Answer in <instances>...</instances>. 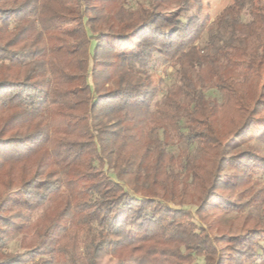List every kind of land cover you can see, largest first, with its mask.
I'll use <instances>...</instances> for the list:
<instances>
[{
  "label": "trees",
  "instance_id": "1",
  "mask_svg": "<svg viewBox=\"0 0 264 264\" xmlns=\"http://www.w3.org/2000/svg\"><path fill=\"white\" fill-rule=\"evenodd\" d=\"M129 1L0 0V264H264V0Z\"/></svg>",
  "mask_w": 264,
  "mask_h": 264
},
{
  "label": "rangeland",
  "instance_id": "2",
  "mask_svg": "<svg viewBox=\"0 0 264 264\" xmlns=\"http://www.w3.org/2000/svg\"><path fill=\"white\" fill-rule=\"evenodd\" d=\"M203 1L205 3H208V5H207L208 7H205L204 11H205V13H208L210 15V17H211L210 21H212L215 14H217L231 0H203ZM129 6L130 7H136L135 0H130ZM204 36H206V33H204ZM151 69H152L155 77L158 79L161 78L163 81L161 88H160V91L157 95V99L162 100L165 93L171 87V85L173 84V82L176 79L174 66H173L171 61L164 59L162 57H157L156 61L152 64ZM206 95L209 97H215L219 102L222 100V97H223L222 92L219 91L217 88H211V89L207 90ZM250 144H254L255 146H258L264 154V139L256 138L253 141H251ZM244 145L245 144L236 143L234 141L231 142V144H230L231 149H230L229 153L233 154L234 149L241 148ZM182 149H187L190 153H193V154L196 150L194 145H189L186 141H182V140L178 139L177 137H173L167 143V150L171 151L175 154H177ZM230 170H231V167H227L225 172H228ZM110 175L113 176L112 174H110ZM256 176L259 177L260 180L264 181V176H261L260 173H256L254 177H256ZM236 189L239 191V190H241V187L238 185ZM244 199H245V197H239V201H242ZM189 207L192 209L194 218L198 222V218H197L196 214L194 213V208H195L194 205H191ZM39 213H40V211L37 214H39ZM235 215L236 214L233 212L224 213L220 217V222L222 224L229 223V222H231L232 218L235 217ZM211 233L216 234V231L213 230ZM19 239H20V235H18V234L15 235L12 239H10L7 242V245L3 250L5 252H11V253L21 251L23 248L20 247V244H19L20 240ZM99 263L100 264H114L115 260L111 259L107 256V257L103 258L102 260H100ZM28 264H32V261L29 262ZM193 264H203V258L197 257Z\"/></svg>",
  "mask_w": 264,
  "mask_h": 264
}]
</instances>
